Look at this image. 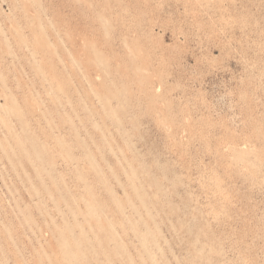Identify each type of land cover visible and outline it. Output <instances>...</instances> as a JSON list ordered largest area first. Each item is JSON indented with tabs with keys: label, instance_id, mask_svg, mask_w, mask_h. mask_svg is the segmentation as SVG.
<instances>
[{
	"label": "rangeland",
	"instance_id": "374dc122",
	"mask_svg": "<svg viewBox=\"0 0 264 264\" xmlns=\"http://www.w3.org/2000/svg\"><path fill=\"white\" fill-rule=\"evenodd\" d=\"M0 264H264V0H0Z\"/></svg>",
	"mask_w": 264,
	"mask_h": 264
},
{
	"label": "bare ground",
	"instance_id": "6f19581e",
	"mask_svg": "<svg viewBox=\"0 0 264 264\" xmlns=\"http://www.w3.org/2000/svg\"><path fill=\"white\" fill-rule=\"evenodd\" d=\"M30 2V1H29ZM97 29V28H96ZM96 32V31H95ZM83 36V35H82ZM82 39V38H81ZM80 57V56H79Z\"/></svg>",
	"mask_w": 264,
	"mask_h": 264
}]
</instances>
